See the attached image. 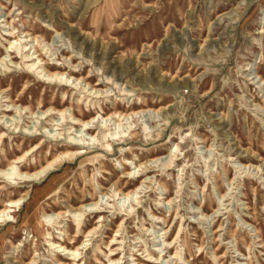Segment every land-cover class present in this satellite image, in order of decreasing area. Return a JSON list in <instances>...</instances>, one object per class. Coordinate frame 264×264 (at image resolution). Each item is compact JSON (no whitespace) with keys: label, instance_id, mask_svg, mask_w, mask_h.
I'll return each mask as SVG.
<instances>
[{"label":"rangeland","instance_id":"374dc122","mask_svg":"<svg viewBox=\"0 0 264 264\" xmlns=\"http://www.w3.org/2000/svg\"><path fill=\"white\" fill-rule=\"evenodd\" d=\"M8 29L22 43L36 39L28 48L36 47L44 66L107 84L90 94L20 68L1 72L0 63V91L9 89L0 94V134L14 122L22 127L7 131L0 168L37 143L28 135L36 128L45 146L27 158L28 171L86 137L79 126H57L66 123L58 114L41 118L50 106L69 115L79 102L87 119L97 117L92 136L100 139L106 125L115 138L109 149L86 142L88 155L34 185L15 223L0 222V264H27L34 256V264H55L33 229L35 215L61 213L60 227L73 237L68 211L95 202L105 212L82 217L75 244L96 227L81 251L91 264H108L114 235L113 258L122 264L144 262L148 252L157 264H264V0H0V59L13 65L22 61L1 37ZM20 105L32 113H19ZM100 107L119 116L105 123ZM128 171L132 176L123 177ZM13 182L0 190V205L28 190V183ZM116 182L139 193L110 197Z\"/></svg>","mask_w":264,"mask_h":264},{"label":"bare ground","instance_id":"6f19581e","mask_svg":"<svg viewBox=\"0 0 264 264\" xmlns=\"http://www.w3.org/2000/svg\"><path fill=\"white\" fill-rule=\"evenodd\" d=\"M6 24H9V23L6 22ZM3 36L6 37V39L8 40L9 46L7 47V50L9 52L12 51L15 54L16 58L17 56H20L22 62L20 64L12 63L13 65H11V64H7V62H5L3 58H1L0 63H1V67L3 68L1 72L6 73L10 71L11 67L20 68L22 69V71L26 72V74L24 73V76H28V75L35 76L37 78H40L50 83L55 82L60 86L67 87V86L74 85L75 88H79L80 90L82 89L86 90L88 88V91L90 92V94H100L99 93L100 90L95 89V86H101L103 84H107L102 80L100 82L98 81L95 84V86H93V85H90V82H88L87 79H84L81 77L72 79V76L70 74H66L65 72L59 71L56 64H53L52 66H47V67L44 66L46 63L44 61V58L41 57L40 54L34 57L35 54L38 53V50L36 49V47L30 46L28 48L29 42L36 41L34 37L27 38L26 41L22 43V41L20 40V38H18V36H14V32L11 29L5 30V32L1 34V37ZM26 36H28L27 33H25L24 37ZM31 50H33L32 53H30ZM75 82H80V83L77 84ZM81 82H84L85 85L80 87ZM8 90L9 89L0 91V94L5 93ZM66 94L67 93L63 91L64 97H66ZM7 98H9V96H7ZM9 102L14 108L16 105L14 101L10 100L9 98ZM8 107L5 109L4 112H8L11 109H13L11 108L9 110ZM76 108L78 110L77 112L72 111L69 113V115H66L68 111L67 108L57 109L54 106H50L46 110L41 112V118L46 116L48 113H50V115L58 114L61 116L63 120H66L65 121L66 123H62L57 126L62 127V129H64L65 131H70L74 126H79L83 129V131L86 132V137L88 136V138L86 137L82 138L81 136L79 137L78 140L72 139V141H69L68 143L64 144L61 147V151L57 153L56 155H54L53 157H51L52 158L51 160L45 157L44 158L45 164H41L40 167L38 169H35L34 171H28L27 167L25 166V162L27 161V158L29 156H33L34 153L39 152L45 146L43 142V137H44L42 135L43 132L41 133L40 130L36 128L35 130L28 132V135L31 136L29 141H37V143H35L34 146H31L27 150H23V151L21 150V153L19 155H16L8 163L7 168H4V169L0 168V178H3L6 180L4 181L6 183L0 186V190L5 189L7 186L16 185V183H14L13 180H19L18 182L19 184L28 183L27 186L25 185V187L28 188V190L25 189L26 191L23 192L21 195H19L20 197L18 199H8L2 205H0V222L1 223L11 224V223L16 222L17 219L15 218L14 214L19 213L22 210V207L30 200L31 198L30 195L32 194L30 193V191H33L35 184H40L51 172L56 171L57 167H59L63 163H68L70 166H72L74 165V161L77 158H81L83 156L88 155L89 152L85 150L86 142H89L91 139H93L95 140V142H97V147L100 146L106 149H109L112 147L109 141L115 138V135L108 131L106 125H104V128H102L103 126L100 127V132H99L101 135L100 139L96 138V136H92V131L99 129L97 124L95 123V118L97 117L87 119L86 114L82 113L80 110L81 107H80L79 102L76 103ZM16 109L17 110L19 109L18 110L19 113H21L22 111L23 112L27 111V112L32 113L30 106L23 107L20 105L19 108L16 106ZM100 110L102 112V115H101L102 121L104 120L105 123L106 121L110 119H114L118 115L115 112L110 113L108 115L103 114L102 107H100ZM104 116H106L105 119H103ZM67 125H69V127H67ZM6 127H7V131L12 130L13 132L19 129L21 132V128H22L19 122H14L10 125H7ZM7 131H4V132L2 131V133L0 134V146L5 141V138H7L8 136ZM62 135H63L62 133H58V135H55L53 137H56L58 139V138H61ZM70 135L71 134H68L69 139H70ZM20 149L21 147L18 146V150ZM143 164L144 163L135 164V167H133V169L142 168ZM132 174H133L132 172L128 171L125 173V175H123V177L128 178L132 176ZM120 183L121 182H118V183L116 182L111 186L113 190L110 191L112 192V195L110 197L122 196L123 198H129V197L132 198L133 196L136 197L135 195L139 193L137 192V190L120 189ZM140 187L141 186H139L138 188ZM105 195H108V194L107 193L103 194V197ZM168 202H170V200ZM98 204L99 202L90 203V204L82 203L78 208L68 211V213L73 214V222H74V225L76 226V229H75L76 233L74 234L73 237H71L68 234V230H65L62 228L63 226L60 227V224L62 223V219H63V215L61 213H53L49 215V214H46L44 210H42V215L40 217L35 215L36 213L34 214L36 216L37 222L33 225V229L36 232V236L39 238L42 237L45 240V243H47L48 246L50 247V250L54 252L55 264H81V263L91 264V261L87 259L86 255H83L81 251L87 248L88 244H85V243L88 241H91V239L96 234V227L91 228L85 233L84 237L86 238V240L82 241L80 245L75 246V244H76V241L78 240L79 234L83 231V228H84V224L82 223V220H81L82 217L87 212H91V211H93L94 213L105 212L104 210L99 209L100 207H98ZM101 222L102 220H100V216H99V219L96 221V223H101ZM51 229L54 231H57L56 234L58 236V240H60L59 242L65 243V236H66V239L70 240V243L64 245V243L56 242L55 237H53V234L50 231ZM119 230L116 231V234L119 232ZM31 238H34V236H32ZM116 241H117V237L116 235H114L110 239V242L107 244V246H110L111 244V247L108 249L110 255L108 256L107 254H104V256L108 258V262H107L108 264H122L120 263V261H122L123 258H113V256H116L119 254V252H116L117 249H112V246L118 244V243H115ZM8 243L12 244L9 240H8ZM69 244L74 245L75 247L74 246L69 247ZM37 245L38 244L35 243V247ZM96 249L101 250L99 246H97ZM145 255L148 257V259L144 260V262L140 261L136 264H157L158 263L159 257L154 258V256L151 255L150 252H148ZM175 255H177V253H175ZM97 256H95V260L96 262H99V258ZM132 256H134V254H132ZM134 260H137V259H134ZM36 261H37L36 257L34 256L27 264H34Z\"/></svg>","mask_w":264,"mask_h":264}]
</instances>
